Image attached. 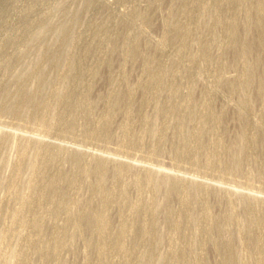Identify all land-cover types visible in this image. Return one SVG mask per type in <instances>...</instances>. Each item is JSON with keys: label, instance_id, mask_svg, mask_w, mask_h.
Returning <instances> with one entry per match:
<instances>
[{"label": "rangeland", "instance_id": "374dc122", "mask_svg": "<svg viewBox=\"0 0 264 264\" xmlns=\"http://www.w3.org/2000/svg\"><path fill=\"white\" fill-rule=\"evenodd\" d=\"M0 134V264H264V0H0Z\"/></svg>", "mask_w": 264, "mask_h": 264}, {"label": "bare ground", "instance_id": "6f19581e", "mask_svg": "<svg viewBox=\"0 0 264 264\" xmlns=\"http://www.w3.org/2000/svg\"><path fill=\"white\" fill-rule=\"evenodd\" d=\"M23 72H24L25 74H27V73H29L30 71H29V72H25V70H23L22 72L19 73L20 76H22V75L24 76V73H23ZM21 73H23V74H21ZM30 74H31V73H30ZM25 76H26V75H25ZM27 76H28V75H27ZM1 136H2V135L0 134V137H1ZM11 137H13V136H11ZM1 138H2V137H1ZM14 138H15V137H14ZM13 140L15 141V139H13ZM236 153H237V152H236ZM234 165H236V164H234ZM166 183H168L167 180H165V185L167 186L169 183H168V184H166ZM243 200H244V199H243ZM240 202H242V201H240ZM243 203H244V202H243Z\"/></svg>", "mask_w": 264, "mask_h": 264}]
</instances>
